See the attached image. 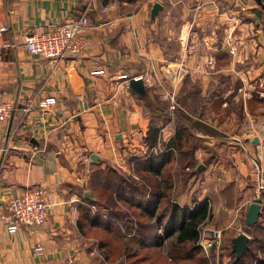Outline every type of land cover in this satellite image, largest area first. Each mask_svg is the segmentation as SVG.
Masks as SVG:
<instances>
[{
    "label": "crops",
    "instance_id": "0c3cea01",
    "mask_svg": "<svg viewBox=\"0 0 264 264\" xmlns=\"http://www.w3.org/2000/svg\"><path fill=\"white\" fill-rule=\"evenodd\" d=\"M80 16L89 26L78 51L46 59L26 49L28 34ZM0 22L12 43L1 52L0 95L56 98L0 122V214L31 186L54 203L43 225L11 234L0 220V264H96L97 249L114 251L101 233L104 219L116 220L93 185L108 168L144 187L129 198L156 196V247L178 229L157 217L167 184L171 203L207 206L205 255L222 254L240 231L252 240L241 224L255 201L253 160L264 165V8L255 0H0ZM130 79L142 80L138 90ZM131 221L124 248L139 246Z\"/></svg>",
    "mask_w": 264,
    "mask_h": 264
},
{
    "label": "trees",
    "instance_id": "16d2710c",
    "mask_svg": "<svg viewBox=\"0 0 264 264\" xmlns=\"http://www.w3.org/2000/svg\"><path fill=\"white\" fill-rule=\"evenodd\" d=\"M98 179V181H97ZM99 199L95 203L98 206L106 207L110 210L115 220H121L122 215L128 217L126 211L118 208L117 200L124 201L135 214L136 217V234L134 240L142 248L155 246L154 242H150V235L155 231V225L150 221L151 214L154 212L156 204V196L152 195L147 201H139L138 199L129 198L128 195H141L144 193V187L137 181H126L121 175L117 174L113 169H106L97 176L96 183L93 184ZM116 194V196H115ZM126 194H128L126 196ZM133 196V195H132ZM163 208L158 213V218L166 223L176 224L178 227L175 238L170 246L166 259L172 264H203L206 262V256L201 247L197 244L199 239V225L206 218L210 217L207 206L205 204L196 205L192 209L181 208L169 201L170 187L168 184L162 192ZM139 205L144 209L143 215L138 212ZM122 221L128 228H133L131 219L126 218ZM107 226L105 233H101V245L112 244L113 249L121 248V228L118 223L103 220ZM167 236L170 234L167 232ZM158 238V237H157ZM255 240V239H254ZM118 244V246H116ZM133 247H125L123 254L126 256L127 264H141L150 259L147 264H160V256L143 255L139 257L137 249ZM257 249H260L259 245ZM113 252V251H112ZM112 252L106 256L112 255ZM122 254V253H119ZM259 258L256 251L252 252L248 248L240 259L235 261V254L232 252L233 259L229 264H264V253ZM118 257V256H117ZM259 258V259H258ZM170 259V260H169ZM207 263V262H206ZM121 264V263H119Z\"/></svg>",
    "mask_w": 264,
    "mask_h": 264
},
{
    "label": "built area",
    "instance_id": "2783aa9c",
    "mask_svg": "<svg viewBox=\"0 0 264 264\" xmlns=\"http://www.w3.org/2000/svg\"><path fill=\"white\" fill-rule=\"evenodd\" d=\"M105 10V9H104ZM89 26L85 16L69 18L54 29L41 34L30 33L26 37L25 46L28 51L39 53L46 59H55L65 51H78L84 42V32ZM9 27L0 22V58L2 50L10 47L12 43L5 37ZM54 96L36 98L28 95L17 103L7 101L0 95V122L5 121L14 111L20 109L29 112L33 109L46 110L55 103ZM176 103L170 99V110L174 112ZM253 167L249 173V183L253 189V198L256 202L264 200V165L253 160ZM6 212L0 214V220L6 225L7 230L13 234L20 226L31 227L43 225L48 221L49 212L54 205L46 188L31 186L19 196L8 198L5 201ZM94 209L95 206H90ZM160 232V230H158ZM213 237L218 238L219 233L213 232ZM197 244L207 252L204 237L198 239ZM36 247L35 251L39 252Z\"/></svg>",
    "mask_w": 264,
    "mask_h": 264
},
{
    "label": "rangeland",
    "instance_id": "374dc122",
    "mask_svg": "<svg viewBox=\"0 0 264 264\" xmlns=\"http://www.w3.org/2000/svg\"><path fill=\"white\" fill-rule=\"evenodd\" d=\"M175 109H174V111H175ZM115 196H116V194H115ZM98 198H99V195H98ZM263 202H264V200H263ZM116 206L118 208L122 209L123 211H126V213L128 215V217L122 215L121 220H116V222L119 224V226L123 230L124 227L122 225V221L127 220L126 218H128V219L133 218L134 219L135 214L133 213L132 209L130 207H128L127 204L124 203V201L122 202L120 200H117ZM94 210H95V207H94ZM107 210H109V209H107ZM109 212H110V210H109ZM241 226H242V230L247 231L253 237L252 240L249 242V247L251 248L253 253H255V251H256L258 257L260 258L263 255L262 253H264V208L262 209V213L260 214V216L255 220L254 225H252V226L247 225L246 222L243 220ZM213 232H215V231H213ZM211 234H213V233H211ZM155 235L161 236V234H158L157 232L155 233ZM174 238H175V236H171V237L167 238L166 240L160 241V245H157V247L151 246L148 248H146V247L142 248L141 246L134 245L132 249L135 248L138 250L139 257H142L144 254L148 255V256L153 255V257L160 256V261H161L160 264H169L170 261H168L166 259V255H168V251L170 250V246H171ZM226 244H227V246H224V247L222 246V249H223L222 254L217 255V256L205 255L207 258L206 259L207 263L205 262L203 264H217L216 261H218V260H219V264H223L222 260H223V262L225 261V264H229L233 259V255H232V251H231V242L226 243ZM258 245H259L260 249H257ZM116 246H118V244H116ZM117 249L118 248H114L112 255H110L109 257L106 256L107 255L106 251H102L101 249H97V255H98L97 258L98 259H97L96 264H119V263L127 264L126 257H125L126 255L123 254V252H125L124 251L125 248L121 247V248H119L118 251H117ZM119 253H122V254H119ZM223 255H225V258ZM214 257H216V259H218V260H214ZM149 261H150V259H146V261L141 263V264H147V263H149ZM170 264H172V263H170Z\"/></svg>",
    "mask_w": 264,
    "mask_h": 264
},
{
    "label": "water",
    "instance_id": "95a60500",
    "mask_svg": "<svg viewBox=\"0 0 264 264\" xmlns=\"http://www.w3.org/2000/svg\"><path fill=\"white\" fill-rule=\"evenodd\" d=\"M257 4L264 8V0H255ZM161 8L159 3H154L151 10V16L153 17L156 12ZM142 80L130 79L129 86L133 90H138V86L141 85ZM262 212V204L259 202L250 203L247 208L245 222L247 225H254L255 220ZM250 237L245 232H240L231 239V251L235 254V261L241 258L246 249L248 248Z\"/></svg>",
    "mask_w": 264,
    "mask_h": 264
}]
</instances>
